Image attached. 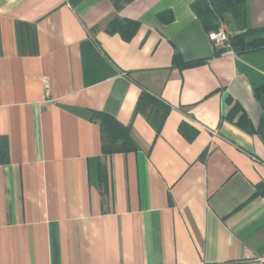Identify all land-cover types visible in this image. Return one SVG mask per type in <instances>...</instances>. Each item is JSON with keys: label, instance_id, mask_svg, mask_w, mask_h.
I'll list each match as a JSON object with an SVG mask.
<instances>
[{"label": "crops", "instance_id": "1", "mask_svg": "<svg viewBox=\"0 0 264 264\" xmlns=\"http://www.w3.org/2000/svg\"><path fill=\"white\" fill-rule=\"evenodd\" d=\"M202 4L0 0V264H264V50Z\"/></svg>", "mask_w": 264, "mask_h": 264}, {"label": "trees", "instance_id": "2", "mask_svg": "<svg viewBox=\"0 0 264 264\" xmlns=\"http://www.w3.org/2000/svg\"><path fill=\"white\" fill-rule=\"evenodd\" d=\"M199 14L208 31L216 30L222 23H227L229 27L227 32L235 53L264 50V26L253 27L251 25L248 0H204ZM106 28L109 32H119L125 40H130L138 29V23L134 20L114 17L107 23ZM222 51L223 49L219 50V52ZM178 57V53L175 54L174 60L176 61ZM198 63L200 61L190 64ZM258 97L264 107V86L259 89ZM144 98L155 102L148 93L144 94ZM168 110V107L163 106L165 114ZM97 116L106 117L100 113ZM125 140H127L126 144L130 141L129 138H125ZM122 147L124 148V146ZM123 148L121 145L106 144L105 142V150L116 151Z\"/></svg>", "mask_w": 264, "mask_h": 264}, {"label": "built area", "instance_id": "3", "mask_svg": "<svg viewBox=\"0 0 264 264\" xmlns=\"http://www.w3.org/2000/svg\"><path fill=\"white\" fill-rule=\"evenodd\" d=\"M209 39L215 43L216 46L221 47L226 54H234L231 46L230 37L227 32V27L222 24L218 29L209 32ZM208 264V263H200Z\"/></svg>", "mask_w": 264, "mask_h": 264}, {"label": "rangeland", "instance_id": "4", "mask_svg": "<svg viewBox=\"0 0 264 264\" xmlns=\"http://www.w3.org/2000/svg\"><path fill=\"white\" fill-rule=\"evenodd\" d=\"M225 23V22H224ZM226 24V26L228 27V25H227V23H225ZM229 28V27H228Z\"/></svg>", "mask_w": 264, "mask_h": 264}]
</instances>
